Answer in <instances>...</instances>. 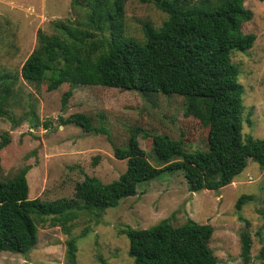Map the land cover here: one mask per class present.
<instances>
[{
	"label": "trees",
	"instance_id": "1",
	"mask_svg": "<svg viewBox=\"0 0 264 264\" xmlns=\"http://www.w3.org/2000/svg\"><path fill=\"white\" fill-rule=\"evenodd\" d=\"M166 15L160 27L143 24L142 42L125 38V0H71L72 9L84 11L83 21H57L54 33L37 32V45L19 70V77L32 84L45 82L47 91L64 84L61 106L75 86H101L134 91L142 96L177 95L183 98V115L207 129L206 150L186 151L183 141L166 135L149 136L154 160L151 165L133 128L125 147H113L116 160L126 161L117 180L103 183L85 176L75 184L74 200L42 201L28 198V166L11 180L0 181V254L27 255L37 244L38 226L50 219L51 226L68 232L81 211H103L137 194L143 183L164 172H181L189 192L218 191L233 182L253 161L264 170V139L243 138L242 98L234 51L252 47L253 34L241 27L252 19L243 0H141ZM264 2V0H259ZM18 76L0 74V117H8L9 100ZM61 124H74L86 133L109 131L95 127L90 117L75 113ZM10 143L0 135V152ZM251 197L242 196L236 207ZM264 218V207L259 211ZM128 240L131 264H217L209 248L213 229L187 220L172 226L165 219L148 229L121 231ZM76 241L66 242V264L76 260ZM244 248V252L248 250ZM264 264V243L259 251Z\"/></svg>",
	"mask_w": 264,
	"mask_h": 264
},
{
	"label": "rangeland",
	"instance_id": "2",
	"mask_svg": "<svg viewBox=\"0 0 264 264\" xmlns=\"http://www.w3.org/2000/svg\"><path fill=\"white\" fill-rule=\"evenodd\" d=\"M171 1V0H168ZM252 19L242 25L253 34L252 47L232 53L243 104V138L264 139V2L243 0ZM71 0H0V74L18 76L9 100L8 117H0V135L10 143L0 152V181L11 180L28 166V198L42 201L74 200L75 184L85 176L103 183L117 180L126 161L116 160L113 147H125L133 128H141L138 143L148 162L153 158L149 136L181 139L186 151L206 150L207 129L183 115V98L174 94L142 96L134 91L77 85L64 107L61 96L68 84L47 91L45 82L32 84L19 70L37 45L38 31L54 33L57 21H83L84 11L72 9ZM125 38L142 42V26H161L166 15L152 4L125 0ZM75 113L103 126L109 138L86 133L77 125L61 124ZM251 197L237 209L240 197ZM264 170L253 161L231 184L218 191L189 192L181 172H164L141 184L137 194L122 199L100 216L81 211L68 232L46 219L38 226L37 244L23 256L0 254V264H66V242L76 241L74 264H131L128 240L122 230L148 229L167 219L172 226L192 220L213 229L208 243L217 264H262L264 243ZM249 247L244 252L245 247Z\"/></svg>",
	"mask_w": 264,
	"mask_h": 264
}]
</instances>
